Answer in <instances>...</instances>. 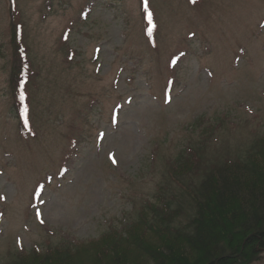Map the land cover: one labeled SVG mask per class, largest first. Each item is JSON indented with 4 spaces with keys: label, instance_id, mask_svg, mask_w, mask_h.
I'll use <instances>...</instances> for the list:
<instances>
[{
    "label": "rangeland",
    "instance_id": "obj_1",
    "mask_svg": "<svg viewBox=\"0 0 264 264\" xmlns=\"http://www.w3.org/2000/svg\"><path fill=\"white\" fill-rule=\"evenodd\" d=\"M148 2L154 44L139 0H0V264L81 244L88 260L160 187L184 223L193 206L169 177L184 149L242 159L264 136V0ZM15 25L34 137L12 107Z\"/></svg>",
    "mask_w": 264,
    "mask_h": 264
},
{
    "label": "trees",
    "instance_id": "obj_2",
    "mask_svg": "<svg viewBox=\"0 0 264 264\" xmlns=\"http://www.w3.org/2000/svg\"><path fill=\"white\" fill-rule=\"evenodd\" d=\"M191 5L200 0H187ZM145 34L154 44L157 28L148 0H139ZM149 14L151 22H149ZM13 64L9 86L22 137H34L30 121L29 85L35 75L18 26L13 27ZM23 97V99H21ZM201 151L184 149L169 169L171 182L188 196L192 212L177 222L183 210L172 209L160 187L154 201L140 207L135 221L91 242L94 256L81 259L77 245L33 252L43 264H252L264 254V136L257 138L242 159L203 162ZM200 152V154H199ZM201 164L203 165L201 167ZM187 184L181 181V178ZM173 197V196H172ZM174 198V197H173ZM155 239L157 246H152ZM159 245V246H158ZM8 264H20L10 262ZM38 264V262H34Z\"/></svg>",
    "mask_w": 264,
    "mask_h": 264
},
{
    "label": "snow or ice",
    "instance_id": "obj_3",
    "mask_svg": "<svg viewBox=\"0 0 264 264\" xmlns=\"http://www.w3.org/2000/svg\"><path fill=\"white\" fill-rule=\"evenodd\" d=\"M149 22H151V19H150V14H149ZM21 99H23V97H21ZM0 198H2V197H0ZM39 213H37V216L39 217Z\"/></svg>",
    "mask_w": 264,
    "mask_h": 264
}]
</instances>
